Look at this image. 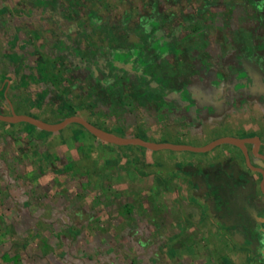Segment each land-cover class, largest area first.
Instances as JSON below:
<instances>
[{
  "label": "crops",
  "instance_id": "1",
  "mask_svg": "<svg viewBox=\"0 0 264 264\" xmlns=\"http://www.w3.org/2000/svg\"><path fill=\"white\" fill-rule=\"evenodd\" d=\"M206 1L193 12V0L177 8L173 0H153L166 11L131 29L121 23V40L113 44L83 30L88 34L80 46L58 50L66 55L67 95L56 92L61 105L54 119L37 116L59 122L78 114L120 136L196 146L222 136L258 137L264 155V0L224 1L246 12L227 24L221 16L223 29L203 33L199 26H208L209 9L218 8V0ZM40 133L55 143L58 161L99 182L102 207L111 211V198L123 197L122 209L139 213L125 224L146 219L160 231L153 239H162L171 261L264 264V176L238 146L182 152L117 145L76 122ZM247 147L251 164L264 169L256 144ZM171 247L179 252L170 256Z\"/></svg>",
  "mask_w": 264,
  "mask_h": 264
},
{
  "label": "rangeland",
  "instance_id": "2",
  "mask_svg": "<svg viewBox=\"0 0 264 264\" xmlns=\"http://www.w3.org/2000/svg\"><path fill=\"white\" fill-rule=\"evenodd\" d=\"M173 1L172 7L177 8L181 0ZM224 1L218 0V8L208 10V26L199 28L221 30V16L227 24V18L246 12L245 6L232 8ZM151 3L153 0H0V112L36 117L40 113L54 119L61 105L56 92L65 97L69 86L63 64L66 55L58 50L80 46L88 34L83 35V30L88 29L94 39L118 42L121 23L131 29L140 20L146 24L155 11H166L164 5ZM199 3L201 0H193L191 11ZM260 27L264 30V24ZM79 33L82 37L77 39ZM41 130L37 127L29 133L24 122L5 124L0 120V264H178L168 259L162 239H153L160 231L146 219L124 223L139 217V213L122 209L125 198L112 197L111 211L102 207L106 198L98 193L103 187L81 167L58 161L59 150L45 133L40 135ZM170 250V256L179 252L178 247Z\"/></svg>",
  "mask_w": 264,
  "mask_h": 264
},
{
  "label": "water",
  "instance_id": "3",
  "mask_svg": "<svg viewBox=\"0 0 264 264\" xmlns=\"http://www.w3.org/2000/svg\"><path fill=\"white\" fill-rule=\"evenodd\" d=\"M0 120L3 122H9V123H19V122L31 123L49 132L60 131L63 128H65L68 124L76 122V123L82 124L96 137L103 139L107 142L114 143L117 145H140V146L154 149V150L170 149L174 151L187 150V151H193V152H208V151L213 150L214 148H216L217 146L221 144L230 143V144H234L240 147L246 156V160L249 166L254 170H258L262 172L264 176L263 168L255 167L251 164L250 154H249V150L247 147V143L254 142L256 144V149L254 151V154H256L259 157L264 158V155L260 153V140L258 137L243 138V137H236V136H222L220 138H217L209 142L206 145L196 146V145L185 144V143L154 142V141L146 140L141 137L120 136L113 132L107 131L105 129H102L94 125L93 123L88 121L86 118L78 114L68 116L59 122H48L39 117L29 115V114H19L16 112H13L11 114H4L0 112ZM262 187L264 188V177L262 181Z\"/></svg>",
  "mask_w": 264,
  "mask_h": 264
},
{
  "label": "trees",
  "instance_id": "4",
  "mask_svg": "<svg viewBox=\"0 0 264 264\" xmlns=\"http://www.w3.org/2000/svg\"><path fill=\"white\" fill-rule=\"evenodd\" d=\"M4 123L7 124L8 122H4ZM35 128H37V126H35V125L31 124V123H26V131H28L29 133ZM42 131H44L46 133H49V131H46V130H42Z\"/></svg>",
  "mask_w": 264,
  "mask_h": 264
},
{
  "label": "flooded vegetation",
  "instance_id": "5",
  "mask_svg": "<svg viewBox=\"0 0 264 264\" xmlns=\"http://www.w3.org/2000/svg\"><path fill=\"white\" fill-rule=\"evenodd\" d=\"M240 148V147H239ZM249 154H250V152H249ZM250 158H251V154H250Z\"/></svg>",
  "mask_w": 264,
  "mask_h": 264
}]
</instances>
